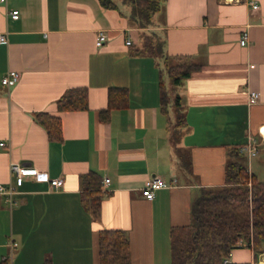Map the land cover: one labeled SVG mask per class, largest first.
Segmentation results:
<instances>
[{
	"label": "crops",
	"instance_id": "crops-1",
	"mask_svg": "<svg viewBox=\"0 0 264 264\" xmlns=\"http://www.w3.org/2000/svg\"><path fill=\"white\" fill-rule=\"evenodd\" d=\"M14 8L18 18L6 13ZM129 18L118 3L107 8L99 0L0 2V31L8 32L0 43V182L12 179V161L64 179L52 188L29 175L13 204L0 193V261L15 240L9 264H41L46 257L53 264H99L98 232L107 227L125 230L129 264H170L171 227L191 222L202 187L225 183L228 161L241 155L247 162L232 150L248 133L260 140L254 172L264 152V0H164L150 25ZM245 28L249 41L242 45ZM100 30L107 37L97 46ZM146 33L163 40V54L142 51ZM182 61L200 68L174 84L167 65ZM9 69L20 72L11 86L1 81ZM74 86L88 88V108L58 110L57 99ZM111 86L127 87L129 101L103 121L99 110ZM162 86L170 96L167 112ZM252 89L261 92L255 103ZM170 106L183 117L176 145ZM38 111L60 114L62 140L49 139ZM90 170L102 176L97 219L82 202L81 177ZM155 174L170 185L148 199L142 186ZM259 254L256 261L253 247L240 246L230 261L262 264Z\"/></svg>",
	"mask_w": 264,
	"mask_h": 264
},
{
	"label": "trees",
	"instance_id": "trees-1",
	"mask_svg": "<svg viewBox=\"0 0 264 264\" xmlns=\"http://www.w3.org/2000/svg\"><path fill=\"white\" fill-rule=\"evenodd\" d=\"M164 0H132L130 20L137 26L151 24L153 14L160 9ZM107 8H116L115 0H99ZM142 51L150 54H163V40H156L151 34H144ZM200 64L186 61L167 65V72L174 84L180 83ZM161 108L168 110L170 96L162 86ZM129 91L125 86H111L108 92V104L99 110V118L107 121L115 108L128 105ZM180 104V96H175ZM89 106L88 88L74 86L66 90L58 99L60 111L86 109ZM36 120L47 130L51 140H62V118L60 114L38 111ZM181 118L171 131V138L176 145L181 130ZM177 149V146H175ZM234 154H240L239 148H233ZM240 156V155H239ZM252 180L249 186V180ZM83 186L82 202L93 218L101 214L102 176L98 171L90 170L81 177ZM192 220L188 224L173 225L170 229V264H251L249 262H232L230 256L238 246L240 238L247 241L252 237L259 252L264 245V179L255 172H249L247 162L239 157L230 160L225 166V183L206 186L200 189L191 207ZM229 261H225V259ZM99 264H129L130 241L122 228H101L98 232ZM0 264H9L8 259ZM41 264H53L46 257Z\"/></svg>",
	"mask_w": 264,
	"mask_h": 264
},
{
	"label": "built area",
	"instance_id": "built-area-1",
	"mask_svg": "<svg viewBox=\"0 0 264 264\" xmlns=\"http://www.w3.org/2000/svg\"><path fill=\"white\" fill-rule=\"evenodd\" d=\"M0 2L7 3V0H0ZM252 8L257 9L259 7L258 2L251 1ZM9 16L13 18H18L19 16V9H9L6 12ZM107 37V34L100 30L97 34L96 38V45L101 46L105 39ZM8 40V32L7 31H0V43L6 42ZM240 43L242 45L247 44L249 41V31L247 28H245L242 31V34L240 36ZM132 42L131 38L126 39V43L130 44ZM20 78V72L18 70L9 69L3 76H2V83L11 86L14 83H16ZM261 92L257 89L249 90V102L255 103L260 99ZM261 134L264 135V129L260 130ZM1 144H5L4 141L0 142ZM239 151L242 153H245L246 160H247V166L248 170L251 173L252 172V160L255 158L259 151H260V140L256 135L252 133H248L247 141L239 146ZM12 179L7 182H0V193L4 194L10 204H13L15 202L14 200V194L16 192L17 186L21 185L25 178L29 175H32L36 180L39 181H47L52 188H58L63 185L64 179L63 177H51L47 174V172L43 170H39L37 167L24 164L22 162L18 161H12L10 164ZM109 182V178H105L103 184L107 185ZM249 186L252 184V180L250 179L248 182ZM169 182L163 178L160 175H152L145 179V182L142 186L143 194L148 199H153L155 197L156 191L160 188L169 186ZM18 242L15 240H11L9 243V254L6 256V259L10 262L13 257L14 249L17 247ZM254 242L252 237L249 241L240 238L238 240V246H249L253 247ZM225 261H229V259H225Z\"/></svg>",
	"mask_w": 264,
	"mask_h": 264
},
{
	"label": "rangeland",
	"instance_id": "rangeland-1",
	"mask_svg": "<svg viewBox=\"0 0 264 264\" xmlns=\"http://www.w3.org/2000/svg\"><path fill=\"white\" fill-rule=\"evenodd\" d=\"M116 1L118 5L123 9L126 15L131 13L132 0H116ZM169 110H170V116H171L172 122L175 123V121L177 120V112L175 111V106H170ZM239 158L243 160V157L241 155L239 156ZM255 162H254V172L258 175L260 179H264V152L261 153V155H259V157L255 159ZM263 250H264V245H263ZM254 252H255V260L258 261V259L261 257L259 254V251L256 248H254Z\"/></svg>",
	"mask_w": 264,
	"mask_h": 264
},
{
	"label": "water",
	"instance_id": "water-1",
	"mask_svg": "<svg viewBox=\"0 0 264 264\" xmlns=\"http://www.w3.org/2000/svg\"><path fill=\"white\" fill-rule=\"evenodd\" d=\"M263 259H264V250H263ZM262 264H264V261L262 262Z\"/></svg>",
	"mask_w": 264,
	"mask_h": 264
}]
</instances>
